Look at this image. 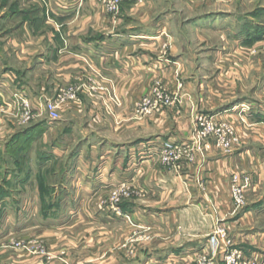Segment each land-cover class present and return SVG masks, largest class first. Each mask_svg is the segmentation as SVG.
Listing matches in <instances>:
<instances>
[{
  "label": "crops",
  "instance_id": "obj_1",
  "mask_svg": "<svg viewBox=\"0 0 264 264\" xmlns=\"http://www.w3.org/2000/svg\"><path fill=\"white\" fill-rule=\"evenodd\" d=\"M42 1L21 2L23 43L18 44L16 36H12V47L20 49V54L25 56L20 61L27 68L25 72L9 68L0 74V102L6 99L10 108L16 107L12 110L19 113L22 100L31 104L33 117H41L46 112L39 104L55 98L65 88L80 90L79 97L85 100V105H75L65 115L79 117L85 108L88 119H92L91 132H95L96 118L102 121L104 138L101 144L89 143L79 150L81 154L66 166L61 181L68 183L65 193L87 200L110 198L113 194L140 200L134 211H125L138 218L134 226L129 228L123 220L108 218L102 221L106 231L116 225L118 233L114 237L120 242L126 238L127 231H148L153 240L136 245L152 247L160 242L149 261L154 258L155 263L195 264L208 253L205 243L213 218L225 219L233 209L227 184L230 176L238 172L250 179L245 203L252 205L243 216L249 225L246 231L251 233L245 234V240L251 247L260 249L253 253L257 259L264 258V228L255 231L250 226L252 220L256 222L259 215H264V92L257 100L260 106L244 99L248 86L253 85L254 72L260 70V56H264V42L260 43L259 39H264V24L258 23L259 28L251 34L244 28L252 22L238 15L229 16L228 21L215 16L219 23L224 20L228 23V36L234 40L219 45L212 63H204L207 54L204 46L209 45L206 18L193 20V30L189 28L190 22L185 21L175 31L174 18H169L170 15L156 18L157 4L164 5L163 0H128L118 15L107 13L102 0ZM3 6L6 8L8 2ZM9 16L13 19V13ZM216 25L214 32L218 34L214 35H221V28L216 29ZM38 73L41 78L35 83L39 92L34 95L27 80L37 78ZM157 81L167 92L176 95V101L144 122L137 120L133 106ZM178 84L182 86L180 90ZM88 88H95L94 94ZM86 94L94 100L98 97L95 104L103 99L101 103H109L110 109L114 108L110 103L114 94L121 106L112 112L97 113L94 105H90L94 100L90 101ZM243 107L251 110L242 111ZM58 109L62 116L67 108ZM197 115L233 120L239 136L238 150L231 154L210 153L202 162L181 161L171 168L154 158L142 159L141 152L151 147L148 142L188 140ZM58 122L37 127L38 137L42 136V143L48 147L46 133H54L56 140L61 131ZM32 131L22 135L21 151L28 150ZM53 150L61 156L66 147L55 143ZM58 156L53 160H60ZM177 203L182 206L176 207ZM177 231L183 234L175 236ZM105 243L103 240L102 250ZM2 258L9 259L6 255Z\"/></svg>",
  "mask_w": 264,
  "mask_h": 264
},
{
  "label": "rangeland",
  "instance_id": "obj_2",
  "mask_svg": "<svg viewBox=\"0 0 264 264\" xmlns=\"http://www.w3.org/2000/svg\"><path fill=\"white\" fill-rule=\"evenodd\" d=\"M6 1L8 6L5 8L3 5L7 3ZM39 1L43 3L42 0ZM21 2L22 0H0V48L3 50V52L0 50V74L9 68L19 72H25L27 68L24 62L20 61L25 56L20 54V49L12 47V36H16L18 44L23 43V39H21V30L23 29L21 21L24 18L22 13L24 6ZM125 2L119 5L116 14L111 15H118L120 7ZM163 2L164 5L161 2L157 4L156 18H164L165 15H170L169 18H174L175 31L180 30L181 22L185 21L190 22L189 28L193 30V20L206 18L205 32L208 34L206 40L209 45L204 46L207 49L204 63H212L213 54L219 45L226 41L232 43V40H234V38L228 36L230 32L227 30L229 28L228 23H225V20L219 23V19L215 20V16L216 18L225 17L228 21V18H231L229 16L238 15L243 20L252 22L244 28V31L247 29L251 34L259 28L258 23L262 22L264 24V8L260 7L264 6V0H163ZM11 13H13V19H10L9 16ZM146 13L147 9H145ZM140 16L141 14L138 13L137 17L140 18ZM255 22L256 25H254ZM215 24H218L216 29L221 28V35H214L218 34L217 31L214 32ZM214 36L221 37L215 38ZM259 39L260 43L264 42V39ZM254 41L258 40L255 39ZM260 57V70L254 72L253 85L248 86L247 97H244V99L248 98L247 100L259 106L262 104L257 100L260 96H263L261 94L264 92L262 89L264 84V56ZM33 68L38 70L36 65ZM40 78L38 73L37 78L32 79V81L27 80V84L34 95H38L39 90L35 82ZM22 81L26 83L24 80ZM181 88L182 86L178 84L177 89L180 90ZM165 89L166 87L158 81L148 88L146 95L133 106L132 112L137 120H143L144 122L155 115L156 112H162L170 108L171 103L176 101V95H173L170 91L167 92ZM94 90L95 88H88L90 94ZM79 91L78 88L68 87L63 89L55 98L50 96L51 98L47 101L45 100V102L39 104L40 109L46 112L41 117H33L30 112L31 104L23 103L22 100H20L21 105H19L22 109L20 108L19 113L17 109V112L12 110L16 107L12 106L10 108L11 105L8 101H5L6 99L0 102V258L5 255L9 257L8 260L0 259V264H165V262L155 263L154 258L148 260L152 257V252L154 253L160 245L159 241L152 247L136 245L141 241L143 244L145 241L153 240L154 237L148 231H142L143 233L132 230L127 231L126 238L123 242H120L117 237H114L118 233L116 225L110 226L109 231H106L103 226L102 221L108 220V218L116 221L123 220L128 227L134 224L138 218L135 219L133 215H128L126 212L134 211L135 204H138L140 200L131 197H118V194H113L110 198L87 200L80 198V195L70 197L69 193H65V187L67 188L68 183L61 181L66 166L69 163L71 164L81 154V149L83 150L89 143L101 144L104 138L101 129L102 121L96 118V121H94L95 132H91L92 119H88L85 108H83V113L79 117L65 115V113L74 110L73 106L85 105V100L79 97L81 94ZM6 93L4 94L7 98ZM67 93V97L64 96L60 99L59 96ZM88 95L86 97L90 101L94 100L93 97ZM95 98L98 99V97ZM96 99L94 102H89L90 105H94L97 113L101 110L112 112L115 108L121 106L119 98L114 94L110 98V103L114 106L111 109L109 103H101L103 99L95 104ZM59 100L60 103L58 104L57 101ZM52 103L56 105V118L52 117L47 107ZM59 106L67 108L62 112V116L59 114ZM26 113L29 114V120L25 119L28 115ZM199 117L206 118L209 116H195L190 136L187 137L188 140L184 142L165 140L161 143H154L157 147L154 146L153 142H148V146L151 145V147H145L141 152L142 159L154 158L164 167L171 168L181 161L190 164L202 162L208 158L210 153L231 154L238 150L237 146L229 153L214 149L206 152L205 150L199 151L198 146L193 145V132ZM223 120L234 125V121L231 119ZM55 121H59L57 128L61 131L57 139L61 138V142L58 143L57 139L54 140V133H46L47 143L50 144V147H48L47 144L42 143L43 137H38L37 127L39 125L42 127L43 123L47 127ZM97 122L99 123L97 124ZM32 129L36 135L31 132L32 135L28 140V150L21 151L22 135ZM97 130L99 131L96 132ZM55 143L66 147L61 156H58L60 155L58 151L54 154L53 147H55ZM166 143L175 146L187 143L191 155L182 156L181 159L175 162L170 161L168 160L170 155L165 150ZM199 147L202 148L201 145ZM152 148L155 150L153 151ZM54 156L61 157V159L53 160ZM189 157H193V161H188ZM45 160H49L48 165L42 164ZM234 175L238 176L241 181L246 177L237 172L232 174L228 181L227 189L233 208L230 211L231 215L228 214L225 219L213 218L210 234L207 236L205 243L208 253L195 264H227L225 256L233 251L239 252L246 259L253 258L254 264H264V258L257 259L253 254L260 249L256 250V248L248 245L249 242L245 240V234L251 232L246 231L249 225H246V219L243 215L247 210L246 208L252 204L244 203L237 207L230 192L231 179ZM248 189L249 186L246 188L244 195ZM175 206L180 207L182 204L177 203ZM110 222L115 223V221ZM251 225H253L255 231H261L264 228V215H259L256 222L252 220ZM108 233L111 234L110 237L107 235ZM180 234H183V232H175V236H180ZM52 239H56L57 242L52 241ZM213 239L219 240L216 249L212 247L211 240ZM103 240L106 243L105 248L102 250V247H104L102 246ZM226 241L231 242L230 246L225 245ZM55 242H60L59 246ZM98 242L101 243L98 245ZM52 243L57 247L52 248L50 246ZM177 250L179 249L174 248V251ZM140 260L146 262H138ZM167 264L173 263L169 262ZM237 264L243 263L238 262Z\"/></svg>",
  "mask_w": 264,
  "mask_h": 264
},
{
  "label": "built area",
  "instance_id": "obj_3",
  "mask_svg": "<svg viewBox=\"0 0 264 264\" xmlns=\"http://www.w3.org/2000/svg\"><path fill=\"white\" fill-rule=\"evenodd\" d=\"M128 0H104L102 1L104 9L109 14H116L118 11L119 5ZM68 93L65 95L59 96L62 99L64 96L67 97ZM70 96V95H69ZM24 103V102H23ZM60 103V100L57 101ZM56 103V104H57ZM48 110L53 118H56V105L55 103L49 104ZM250 111V108L243 107L242 111ZM28 114V113H26ZM26 120H29V114L25 117ZM193 145L198 146L199 151H204L210 149H214L216 151H224L231 152L234 148L239 146V136L236 133L235 127L230 122H226L225 120H217L213 117H199L197 126L193 132ZM201 145L202 148L199 146ZM168 154L170 155L168 160L170 161H178L182 158V156L191 155V150L188 149L189 144H181L180 146H175L174 144L166 143L165 144ZM193 157H189L188 161H193ZM250 184V179L245 177L242 181L236 175H234L231 179L230 184V192L235 199L237 207H240L245 203V191L246 188ZM212 247L218 248L219 240L213 239L211 240ZM230 241H226V246H230ZM227 264H237L238 262H242L243 264H254L253 258L246 259L244 256H241L239 252L233 251L225 256Z\"/></svg>",
  "mask_w": 264,
  "mask_h": 264
},
{
  "label": "trees",
  "instance_id": "obj_4",
  "mask_svg": "<svg viewBox=\"0 0 264 264\" xmlns=\"http://www.w3.org/2000/svg\"><path fill=\"white\" fill-rule=\"evenodd\" d=\"M33 132V131H32Z\"/></svg>",
  "mask_w": 264,
  "mask_h": 264
}]
</instances>
